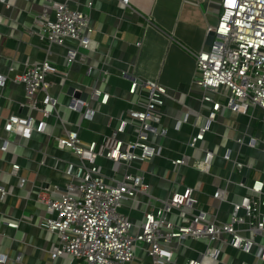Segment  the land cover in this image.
Masks as SVG:
<instances>
[{"label":"built area","instance_id":"obj_1","mask_svg":"<svg viewBox=\"0 0 264 264\" xmlns=\"http://www.w3.org/2000/svg\"><path fill=\"white\" fill-rule=\"evenodd\" d=\"M1 1L11 6L7 0ZM71 1L74 0H47L45 6L51 11L34 17L41 41L47 42L48 47L67 46L65 60L69 65L77 59L86 61L90 56L89 51L85 53L81 49L90 50L94 31L90 12L71 6ZM118 1L129 6L131 0ZM85 6L93 9L94 0H86ZM220 7L218 24L210 28L215 31L213 44L194 54L196 74L191 86L200 91L198 100L207 114L188 106L189 111L174 124L179 131L190 121L191 111L197 113L198 132L187 142L195 150H199L200 143L225 110L246 114L252 109V115H256L258 109L264 121V0H221ZM30 32L34 31L30 29ZM69 40L76 41V46H68ZM58 72L56 65L46 58L27 64L22 73L15 75L14 81L22 83L25 89L22 106H27L29 112H40L42 119H36L32 113L10 114L4 124L6 135L0 147L12 153L9 173L18 177L21 188L27 178L21 176L15 149L22 140L31 139L35 132L47 133L54 137L60 149L70 150L74 155L73 160L65 161L61 170L64 185L56 183L39 190L36 198L48 213L40 227L52 240V259L67 257V264H143L137 260V249L141 248L150 256V264H203L205 258L218 261L223 248L230 245L253 254L254 264H264L263 180L254 179L250 184L236 182L247 188L248 193L233 199H229L230 191L224 184L218 186L214 197L231 205L227 220L199 206L200 183L178 187L165 198L152 193L153 185L146 179L149 172L141 164L152 162L164 148L161 139L167 137L169 127L161 109L167 99H174L166 86L142 77L131 80L127 91L130 106L109 119L108 125L113 131L104 134L101 141H87L81 136L83 122L94 121L111 94L101 86H94L86 98L72 94L69 102L60 108V100L49 90L52 84L47 79L48 74ZM121 76L125 77L126 71ZM7 79L0 72V88L6 86ZM107 79L104 72L102 84ZM41 92L43 97L39 98ZM63 110L74 114V119L65 116ZM53 116L60 123L59 134L49 131ZM235 141L256 148L259 142L264 143V135L262 138L250 135L248 140L237 136ZM233 153L227 147L223 152L205 150L201 157L183 152L180 157H169V160L174 168L192 167L211 174L216 157L220 156L232 164V174L242 175L245 167H252L251 163ZM100 158L117 164L118 168L108 170L99 162ZM175 183L180 186L179 182ZM8 193L0 184V201ZM141 194L148 197L142 203L143 217L133 218L124 213L122 208L133 209ZM129 201L132 203L128 204ZM9 225L18 228L19 222ZM188 239L205 240L207 247L198 257L179 263L178 248ZM19 259L20 256L16 258ZM8 260L9 256L0 252V264H7Z\"/></svg>","mask_w":264,"mask_h":264},{"label":"crops","instance_id":"obj_2","mask_svg":"<svg viewBox=\"0 0 264 264\" xmlns=\"http://www.w3.org/2000/svg\"><path fill=\"white\" fill-rule=\"evenodd\" d=\"M46 1L7 0L11 4L8 7L0 0V72L8 76L6 86L0 88V147L6 135L4 124L10 114L32 113L36 119H42L40 112H23L24 85L14 81L15 75L22 73L27 64L48 58L56 65L59 72L48 74L47 79L52 84L49 90L60 100V108L69 102L71 95L68 89L71 86L86 92H91L94 86H101L110 92L108 104L100 107L94 121L83 122L81 136L87 141H101L104 134L113 131L108 125L109 119L130 106L127 91L131 80L139 77L156 80L169 89L174 99H167L161 109L164 122L169 127L167 137L161 139L164 145L162 154L152 162L141 164L142 169L149 172L146 179L153 185L152 193L165 198L178 187L200 183L197 192L199 206L227 220L231 205L216 199L214 193L222 184L230 191L229 199L248 193L247 188L236 184L243 179L241 173L232 174V164L220 156L216 157L211 174H203L192 167L174 168L169 160V157H180L183 152L201 157L205 150L223 152L228 147L234 150V156L238 155L251 163L248 184L254 179L264 181V143L259 142L256 148H250L235 141L237 136H245L246 140L250 135L262 138L264 121L260 110H256L257 116L252 115V109L246 114L223 111L214 122L213 130L200 143L199 150L187 146L190 136L198 132L196 112L191 111L190 121L183 124L179 131L174 128L175 121L189 111L188 106L207 114L198 100L200 91L191 86L196 74L194 54L209 47L206 44L207 35L210 28L218 24L221 0H131L129 6L118 0H94L91 10L85 6L86 0L71 1V6H79L90 12L94 31L90 50L81 49L85 53L89 51L90 56L86 61L77 59L70 65L65 60L67 46L52 44L48 47V43L41 41L37 33L35 14L51 11L45 6ZM30 29L34 32H30ZM67 45L76 46V41L69 40ZM122 71H126L125 77L121 76ZM104 72L108 76L106 84L101 81ZM42 97L41 92L39 98ZM63 113L68 117V111L63 110ZM69 117L73 120L75 116L71 114ZM85 126L90 129L87 135ZM60 127L57 117H51L49 131L59 134ZM210 144H213V149ZM15 150L21 164V176L27 178V183L23 188L18 185V177L9 173L12 153L0 148V184L9 191L6 198L0 201V252L9 256L7 264H67V257L51 258L52 240L40 227L41 220L48 213L36 198L39 190L56 183L64 185L61 170L65 161L73 160L74 155L70 150L60 149L54 137L39 132H35L29 140H22ZM99 160L105 161L101 164L108 170L118 168L117 164L107 159ZM190 170L199 174L191 182L186 181ZM259 171H262V175ZM175 182H179L180 186ZM147 200L148 197L141 194L134 202L133 209L124 207L122 211L141 219L142 203ZM127 203L131 204L132 201ZM10 222H19V227H12ZM206 247L205 240H184L178 248L177 260L184 263L188 258H196ZM18 256L20 259L16 260ZM137 256V260L143 264L151 263L150 256L143 249H137ZM254 262L253 254L230 245L223 248L218 261L209 258L203 260V264Z\"/></svg>","mask_w":264,"mask_h":264},{"label":"water","instance_id":"obj_3","mask_svg":"<svg viewBox=\"0 0 264 264\" xmlns=\"http://www.w3.org/2000/svg\"><path fill=\"white\" fill-rule=\"evenodd\" d=\"M214 38H215V31L213 29L209 30L208 35H207V39H206V44L208 46H211L213 44ZM68 93L70 95L73 94L75 96H79V97H82V98H86L88 96V92H86V91H78L72 86L69 87ZM22 109H23V112H26L29 108L27 106H25ZM210 148L213 149V144H210ZM251 171H252V169L249 166L245 167L244 170H243V173H242L243 179L242 180H243V182H245V184L248 183Z\"/></svg>","mask_w":264,"mask_h":264},{"label":"rangeland","instance_id":"obj_4","mask_svg":"<svg viewBox=\"0 0 264 264\" xmlns=\"http://www.w3.org/2000/svg\"><path fill=\"white\" fill-rule=\"evenodd\" d=\"M115 84V83H114ZM123 83H120L119 85H121V86H123L122 85ZM85 128V130L84 131H86V135H87V133L90 131V129L87 127V126H85L84 127ZM85 135V136H86ZM99 162L101 163H104L105 161L104 160H99ZM228 163V162H227ZM260 172H262V171H259V174L260 175H262V173H260ZM237 173V172H236ZM235 173V174H236ZM187 176L189 177L186 181H194V179H196V178H198V176H199V174L196 172V171H194V170H190L188 173H187ZM263 177V176H262ZM224 207H225V204H224Z\"/></svg>","mask_w":264,"mask_h":264}]
</instances>
